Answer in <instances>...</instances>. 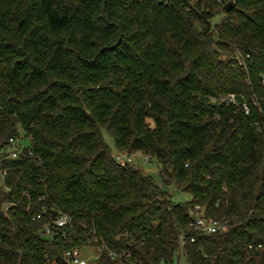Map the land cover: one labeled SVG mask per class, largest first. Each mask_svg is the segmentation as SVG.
Wrapping results in <instances>:
<instances>
[{
	"label": "trees",
	"instance_id": "obj_1",
	"mask_svg": "<svg viewBox=\"0 0 264 264\" xmlns=\"http://www.w3.org/2000/svg\"><path fill=\"white\" fill-rule=\"evenodd\" d=\"M19 129L41 163L2 165L0 264L94 239L120 255L96 264H264V0H0V146ZM195 206L226 230L196 231ZM59 213L71 234L49 243Z\"/></svg>",
	"mask_w": 264,
	"mask_h": 264
},
{
	"label": "built area",
	"instance_id": "obj_2",
	"mask_svg": "<svg viewBox=\"0 0 264 264\" xmlns=\"http://www.w3.org/2000/svg\"><path fill=\"white\" fill-rule=\"evenodd\" d=\"M234 59L237 61L239 60V56H235ZM239 60V64H240ZM222 101H226L230 103V105L239 106L237 96L235 94H229L225 97L221 98ZM243 110L247 113L248 112V106L243 101L242 104H240ZM23 136L19 133L17 135L11 136L7 140V144L5 146H0V181L3 184L4 190L6 192L9 191V187L5 185V178H6V170L2 168V165L10 160V159H17L21 155H25L26 157L35 158L36 162L38 164L41 163V158L38 156H35L34 153L26 148V146L22 143ZM27 141V140H26ZM126 157V156H125ZM115 159L117 162L124 164L125 161H130V158L127 157L126 160H122V157L120 155L115 156ZM12 204H8L5 207V210L9 207H11ZM46 213V209L42 208L40 212H38L34 219H41L42 216H44ZM191 226L198 232L203 234H213L216 232H223L226 230V223L225 221L217 220L215 218L209 217L205 215L204 208L200 206L194 207V214L193 219L191 222ZM71 234V218L64 213H59L54 218L52 225H45L43 229L39 231V236L49 241V243H52L55 239L61 238L66 239ZM190 242H194V238L191 237L189 239ZM87 246L84 248H72L65 250L63 253V260L65 264H96L97 260L99 259L102 251L106 249L105 244L103 243L102 239L97 240L94 239V241L89 240L87 242ZM184 240L183 236H180V244L183 246ZM88 248H94L95 252L91 255L84 256L83 250ZM262 248V244L258 245H249V249L253 251H257L258 249ZM106 252L109 257L112 259L120 258V255L111 251L107 250Z\"/></svg>",
	"mask_w": 264,
	"mask_h": 264
},
{
	"label": "rangeland",
	"instance_id": "obj_3",
	"mask_svg": "<svg viewBox=\"0 0 264 264\" xmlns=\"http://www.w3.org/2000/svg\"><path fill=\"white\" fill-rule=\"evenodd\" d=\"M19 134L24 135L23 131L19 129ZM103 138L105 142L111 147L113 155L117 156L120 155L122 160H126L127 157L123 154H119L113 144L112 136L109 132L103 130L102 131ZM22 143L25 145L27 141L23 139ZM130 161L141 168L146 174H148L163 190L168 192L171 196V199L175 202H185L191 200V196L188 193H184L181 191L175 190L172 186H164L159 179L158 170L159 166L155 159H151L150 161L142 155L141 153L132 154L130 157ZM84 256L91 255L95 252L94 248H88L82 251ZM174 264H188L183 252H180L178 256L175 258Z\"/></svg>",
	"mask_w": 264,
	"mask_h": 264
},
{
	"label": "water",
	"instance_id": "obj_4",
	"mask_svg": "<svg viewBox=\"0 0 264 264\" xmlns=\"http://www.w3.org/2000/svg\"><path fill=\"white\" fill-rule=\"evenodd\" d=\"M232 3L231 2H228L226 5H225V9L226 10H229L230 7H231Z\"/></svg>",
	"mask_w": 264,
	"mask_h": 264
}]
</instances>
